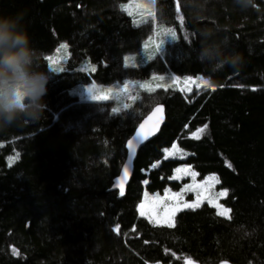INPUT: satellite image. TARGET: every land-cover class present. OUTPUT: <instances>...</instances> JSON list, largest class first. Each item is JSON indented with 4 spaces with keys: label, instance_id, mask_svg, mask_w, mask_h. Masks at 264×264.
<instances>
[{
    "label": "trees",
    "instance_id": "obj_1",
    "mask_svg": "<svg viewBox=\"0 0 264 264\" xmlns=\"http://www.w3.org/2000/svg\"><path fill=\"white\" fill-rule=\"evenodd\" d=\"M128 3L0 0V14L25 13L40 67L48 71L60 44L69 58L50 75L43 118L0 128V264H264V0L246 10L234 0H155L142 18ZM235 54L239 68L227 62ZM153 75L210 88L144 92L122 113L69 95ZM157 106L165 123L138 152L122 198L111 188L125 145ZM174 145L184 158L163 162ZM181 166L216 176L229 220L206 206L172 228L138 217L144 192L178 191L170 179Z\"/></svg>",
    "mask_w": 264,
    "mask_h": 264
},
{
    "label": "rangeland",
    "instance_id": "obj_2",
    "mask_svg": "<svg viewBox=\"0 0 264 264\" xmlns=\"http://www.w3.org/2000/svg\"><path fill=\"white\" fill-rule=\"evenodd\" d=\"M155 6V0H129L126 5L127 12H139L142 18V14L152 12ZM126 14V12H125ZM139 19V18H138ZM155 23V18L152 19V25ZM150 40V39H149ZM148 38L143 42L141 47H145L149 41ZM64 45L65 47H61ZM59 49L68 52V48L65 44H60L51 55V60L48 61V72L50 75L57 76L65 70L66 63L68 61V54L65 53V57H61ZM152 59L151 61H153ZM124 66V65H123ZM125 69H133V66H124ZM62 68L63 71H53V69ZM163 77V79H160ZM172 79H169V78ZM150 84L144 85L143 83H126L122 85H110L107 87L97 86L94 84L80 87L77 92H70L71 97L80 98L84 103L92 102H113L119 103V108L114 109V112L120 111L122 113L125 109L130 107L132 102L136 101L139 94L150 91L166 90L171 88L176 91L182 97H188L194 92L197 94L210 88V83L207 79H181L175 76L163 75L150 77ZM207 81V84L204 83ZM91 88L89 92L87 89ZM195 95V94H194ZM95 97V98H93ZM163 162L166 160H182L177 147L174 145L172 148L163 152ZM170 182H175L180 185L178 191H171L166 188L161 194L159 193H146L142 195L140 204L136 208V212L140 219L145 220L151 227L154 228H172L174 226V218L184 212H192L200 209L203 206L211 208L215 211L216 216L229 220V211L221 206L227 195V192L217 190L218 179L216 176L210 175L204 179H199L196 173L192 171L190 167L181 166L178 169H174Z\"/></svg>",
    "mask_w": 264,
    "mask_h": 264
},
{
    "label": "clouds",
    "instance_id": "obj_3",
    "mask_svg": "<svg viewBox=\"0 0 264 264\" xmlns=\"http://www.w3.org/2000/svg\"><path fill=\"white\" fill-rule=\"evenodd\" d=\"M242 10L254 0H234ZM23 11L0 14V128L18 121L39 122L46 110L50 73L40 67ZM239 68L242 58L227 60Z\"/></svg>",
    "mask_w": 264,
    "mask_h": 264
},
{
    "label": "water",
    "instance_id": "obj_4",
    "mask_svg": "<svg viewBox=\"0 0 264 264\" xmlns=\"http://www.w3.org/2000/svg\"><path fill=\"white\" fill-rule=\"evenodd\" d=\"M165 123V109L163 106L153 108L146 117L138 124L132 137L129 139L133 142L130 148L128 141L125 145V161L120 170L118 177L113 181L111 191L118 193L120 197H124L126 188L130 183L133 175V166L137 158L138 152L150 141L154 140L160 133ZM143 125V128H141ZM143 133V136L139 135ZM125 171L127 174H125Z\"/></svg>",
    "mask_w": 264,
    "mask_h": 264
},
{
    "label": "snow or ice",
    "instance_id": "obj_5",
    "mask_svg": "<svg viewBox=\"0 0 264 264\" xmlns=\"http://www.w3.org/2000/svg\"><path fill=\"white\" fill-rule=\"evenodd\" d=\"M172 35L174 36V33ZM61 47L63 48L65 46L64 45H61ZM47 59L51 60V57H48ZM53 71H63V69L62 68H58V69H53ZM160 79H163V77H161ZM169 79H172V78L170 77ZM204 83L207 84V81H204ZM87 91L91 92L92 89L89 88V89H87ZM93 98H95V97H93ZM141 128H143V125H141ZM139 135L143 136V133H140ZM128 145L131 148L133 146V142L131 140H129L128 141ZM125 174H127L126 171H125ZM225 192H226V190H225Z\"/></svg>",
    "mask_w": 264,
    "mask_h": 264
},
{
    "label": "bare ground",
    "instance_id": "obj_6",
    "mask_svg": "<svg viewBox=\"0 0 264 264\" xmlns=\"http://www.w3.org/2000/svg\"><path fill=\"white\" fill-rule=\"evenodd\" d=\"M204 179V178H203Z\"/></svg>",
    "mask_w": 264,
    "mask_h": 264
}]
</instances>
